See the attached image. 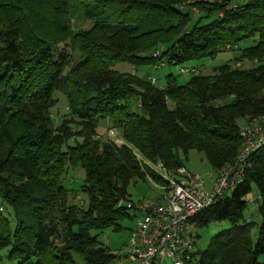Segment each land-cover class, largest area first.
I'll return each instance as SVG.
<instances>
[{
	"label": "trees",
	"instance_id": "obj_1",
	"mask_svg": "<svg viewBox=\"0 0 264 264\" xmlns=\"http://www.w3.org/2000/svg\"><path fill=\"white\" fill-rule=\"evenodd\" d=\"M224 52L238 56L184 85L114 69ZM57 93L68 112L56 120ZM261 115L264 0H0V251L15 264H114L99 235L131 219V184L161 183L147 164L174 172L197 151L219 171L241 153L240 122ZM104 130L111 139L99 138ZM77 168L84 179L70 191L62 179ZM244 170L189 223L230 228L202 250L192 234L184 264H264V145ZM253 185L257 224L245 216ZM81 193L87 204L74 202Z\"/></svg>",
	"mask_w": 264,
	"mask_h": 264
},
{
	"label": "built area",
	"instance_id": "obj_2",
	"mask_svg": "<svg viewBox=\"0 0 264 264\" xmlns=\"http://www.w3.org/2000/svg\"><path fill=\"white\" fill-rule=\"evenodd\" d=\"M159 55L156 52L153 57ZM189 72L195 71L181 70L182 74ZM150 80L153 84L157 82L154 78ZM110 135L116 137L114 131ZM240 135L243 148L235 164L216 171L208 180L190 174L184 168L173 175L162 163L147 164L151 172L164 183L166 194L156 201L127 205L140 214L136 216V227L131 231L130 253L127 257L129 263L163 264L166 259H171L174 264L185 263L193 251L190 220L223 200L243 182L248 156L264 145V115L245 123ZM116 143L121 141L116 140ZM147 181L156 184L151 177H147Z\"/></svg>",
	"mask_w": 264,
	"mask_h": 264
},
{
	"label": "rangeland",
	"instance_id": "obj_3",
	"mask_svg": "<svg viewBox=\"0 0 264 264\" xmlns=\"http://www.w3.org/2000/svg\"><path fill=\"white\" fill-rule=\"evenodd\" d=\"M88 26V25H87ZM76 57L74 63H77L80 60V54L76 51L72 52ZM238 56V52H224L219 54L216 59H205L200 62H188L182 65H158L159 68H156L157 65H141L137 66L135 69L132 65L128 63H118L114 67L115 70L123 73L136 74L141 78H154L157 80L156 85L162 88L166 84V77L170 74L177 78L179 85H184L188 80L194 75H203L208 76L214 73V70L217 67L222 66L228 61L231 63L234 62V58ZM250 63L245 65L246 68L250 67ZM196 69L195 72H189L182 74V69ZM58 103L56 107L52 110L53 117L57 120L60 116L68 112L67 100L64 94L57 93ZM241 125H244V122H240ZM100 139H111L109 136L108 130H104L100 134ZM184 159V158H183ZM182 169V168H180ZM177 171H172L173 175L177 174ZM184 169L190 174H197L204 177L206 180L209 179V176H214L215 171L213 170L210 163L206 160L203 154L198 153L197 151H191L187 160L184 159ZM84 179V171L80 168L67 170L65 176H63L62 183L70 191L80 190ZM128 192L131 196L133 204H138L141 201H156L166 194L165 185L163 182L152 184L148 181H138L135 184H131L128 188ZM82 194V193H81ZM257 199L258 191L256 186L253 185L251 193L247 197L248 208L245 213L247 219H251L254 223L260 222V216L258 214L257 208ZM75 203H86L87 197L85 195H79L75 200ZM127 204V203H126ZM131 219L126 220L123 223V230L121 232H114L110 229L106 230L104 233L99 235V241L108 247L111 252L115 255H118L119 258L115 260L114 264H131L127 261V257L130 253V238L131 231L136 227L137 217L140 216L138 212L131 209L130 210ZM230 228L228 221L212 223L205 228H191V232L195 235L200 236L197 240L196 249L202 250L206 248L211 240V238L217 235L220 231ZM256 229H253L252 234L254 235ZM6 249L0 251V256H2L1 264H15L10 262L6 257ZM163 264H174L171 259L164 260Z\"/></svg>",
	"mask_w": 264,
	"mask_h": 264
},
{
	"label": "bare ground",
	"instance_id": "obj_4",
	"mask_svg": "<svg viewBox=\"0 0 264 264\" xmlns=\"http://www.w3.org/2000/svg\"><path fill=\"white\" fill-rule=\"evenodd\" d=\"M193 249H194V247H193Z\"/></svg>",
	"mask_w": 264,
	"mask_h": 264
}]
</instances>
